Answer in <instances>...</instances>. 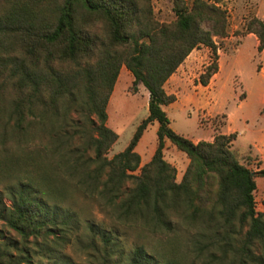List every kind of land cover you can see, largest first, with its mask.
Returning <instances> with one entry per match:
<instances>
[{"label": "trees", "instance_id": "16d2710c", "mask_svg": "<svg viewBox=\"0 0 264 264\" xmlns=\"http://www.w3.org/2000/svg\"><path fill=\"white\" fill-rule=\"evenodd\" d=\"M171 3L176 20L160 23L151 0H0V221L17 236L0 230V264H35L67 242L76 227L68 205L75 194L98 200L120 224L181 223L203 237L210 232L211 242H233L247 227L239 264H264V212L255 200L264 170L236 158L237 134L194 143L173 130L164 109L177 101L167 82L201 45L212 50L213 62L199 83L207 87L218 73L214 38L228 36L227 12L207 0ZM98 22L105 37L95 30ZM247 34L264 52V23L253 19ZM123 66L132 89L149 92V115L127 149L110 159L118 135L107 125V108ZM153 123L157 148L141 166L136 148ZM167 142L189 159L180 182L165 158ZM129 181L135 186L124 196ZM95 227L89 225L94 240L111 242ZM256 243L262 256L251 252ZM128 264L180 263H161L139 246Z\"/></svg>", "mask_w": 264, "mask_h": 264}, {"label": "rangeland", "instance_id": "374dc122", "mask_svg": "<svg viewBox=\"0 0 264 264\" xmlns=\"http://www.w3.org/2000/svg\"><path fill=\"white\" fill-rule=\"evenodd\" d=\"M186 1L191 6L195 0ZM207 1L228 15V36L214 38L218 47L219 71L207 87L202 86L199 77L213 62V53L204 45L195 49L180 66L179 86L169 84L167 93L175 95L179 104L169 109L168 116L174 131L184 137H194L192 141L199 143L213 142L215 136L224 134L230 114L233 125L243 135L237 144L239 149H235V141L231 144L236 158L258 172L262 170L261 157H252L250 152L243 151L255 134L264 130V52H258L259 40L254 34H247V30L255 18L264 23V0ZM151 6L158 22L176 20L171 0H151ZM203 28L210 31L212 24L205 22ZM254 28L260 27L256 24ZM95 30L98 35L106 36L102 22L96 23ZM133 81L132 74L123 66L107 108V125L118 135L108 153L110 159L127 149L138 127L149 115V92L142 85L134 91ZM5 90L6 94L11 93L9 89ZM7 101H11L10 94ZM157 130L158 124H151L136 148L142 158L141 166L150 162L155 153ZM235 134L238 138V133ZM167 144L165 158L177 169V182H180L189 159L170 142ZM140 173V170L134 172L135 175ZM256 180V210L264 212V178L257 177ZM134 186V182L129 181L124 187V196ZM68 205L76 216V227L67 242H59L58 247L52 245L54 251L49 256H36L35 264H128L134 249L139 246L145 247L161 263L177 260L180 264H239L238 253L247 227L233 242H211L210 232L206 231L203 237L198 228L181 223L158 228L120 224L113 217L112 210L83 194H75ZM90 224L104 230L111 236V242H103L100 236L94 240L89 231ZM0 230L17 237L2 221ZM251 252L253 256H262L263 249L256 243Z\"/></svg>", "mask_w": 264, "mask_h": 264}, {"label": "crops", "instance_id": "0c3cea01", "mask_svg": "<svg viewBox=\"0 0 264 264\" xmlns=\"http://www.w3.org/2000/svg\"><path fill=\"white\" fill-rule=\"evenodd\" d=\"M181 69H182V67H180L178 69V71L167 82V84L165 86L167 92H168V89H169V84L172 87L173 86H177V87L179 86V84H180L179 81L181 80V75H182L181 74ZM261 74H263V73H261ZM177 104H179V100L176 103H174V104H172L170 106L164 107V109L167 111L168 115H169V112H168L169 109L172 108V107L177 106ZM228 116H229L228 117V124H227L226 128L224 129V135H232V134L238 133L239 137L237 138V140H235V142H236L235 149H239L237 144L241 140L243 135L241 133H239L240 132L239 129L233 125V123H232L233 120L231 118V115L228 114ZM252 133H254V132H252ZM186 138H188V139H190L192 141L194 137L186 136ZM193 142L197 143L195 141H193ZM167 143H166V145L168 146ZM246 151L250 152V155L252 157H255L256 155H259L261 157V161H262V165H261L262 168L261 169L264 170V130L260 134H255V137L252 138L249 141V143L247 144V146L245 147V150L243 152H246ZM257 187H258V184H257Z\"/></svg>", "mask_w": 264, "mask_h": 264}]
</instances>
